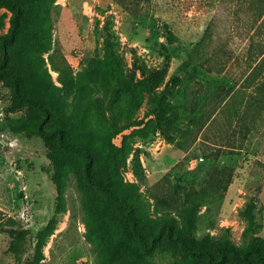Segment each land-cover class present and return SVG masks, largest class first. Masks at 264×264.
I'll use <instances>...</instances> for the list:
<instances>
[{
  "label": "rangeland",
  "instance_id": "rangeland-1",
  "mask_svg": "<svg viewBox=\"0 0 264 264\" xmlns=\"http://www.w3.org/2000/svg\"><path fill=\"white\" fill-rule=\"evenodd\" d=\"M120 1L37 0L9 45L23 89L52 109L44 128L91 150L149 238L167 221L198 247L264 251V75L249 78L247 61L264 15L254 22L250 0ZM11 18L0 4V57ZM42 118L0 79V218L26 230L0 232V264H210L167 239L145 254L85 178V157L39 132Z\"/></svg>",
  "mask_w": 264,
  "mask_h": 264
},
{
  "label": "trees",
  "instance_id": "trees-1",
  "mask_svg": "<svg viewBox=\"0 0 264 264\" xmlns=\"http://www.w3.org/2000/svg\"><path fill=\"white\" fill-rule=\"evenodd\" d=\"M36 1L37 0H0V4L12 12L11 27L8 33L1 38L2 56L0 57V79H3L11 84L13 96L18 102L31 104L42 111L43 118L41 119L39 125V132L42 135L50 137L56 136L59 147L72 149L81 153L85 157V178L91 184L104 192L110 200H112L121 208L127 232L130 231L134 235L140 245L141 250L145 254H149L155 250V248L158 247L164 239H167L169 241L178 243L184 251L193 257H204L210 264H224L229 259L242 264H256L252 259L253 256H256L257 259L264 264V251L257 244L250 245L245 249L239 250L229 243H218L214 247V250H209L204 247H198L194 245L188 240L186 235L176 233L173 229V225L167 221L162 222L158 231L153 232L152 237L149 238L140 225L135 203L129 197H127V195L119 193L117 189L112 186L108 177H100L94 174L93 155L91 150L80 142L71 141L66 138L65 129L62 126H55L49 131L44 128L45 123L51 119L52 109L47 105L45 99L23 89L22 74L15 71L10 66L12 53L9 49V45H12L16 42L19 34L24 29V25L28 21V16L34 9V4ZM255 1L250 0L248 6L251 11L254 10V22L256 21L258 23L262 21L261 18L264 15V0H260L259 4H257V7L253 6ZM120 2L123 3L122 0ZM137 11L139 10L136 9L135 12ZM254 25L255 24L252 22L251 26ZM254 28L257 29V25ZM48 48L49 47H46V49ZM247 61L251 68L248 75L249 78H258L259 75H264V45L262 41H258V43L251 41L250 46L248 47ZM143 73L146 74V71L143 70ZM142 84L148 91H152L148 77L142 80ZM161 109L162 108L156 110V114L160 120ZM160 120L159 124L161 126ZM51 160L55 165L57 164V150L51 156ZM47 172L51 175V178L56 183L58 193L61 195L62 183L60 181L59 174L57 172L51 173L50 168L47 169ZM194 212L195 208L191 209L187 217V221L190 225L193 223ZM0 232H7L12 237H21L26 232V230L23 229L19 221L10 217L6 221L0 218ZM138 258L141 257L139 256ZM25 264L33 263L32 261H28Z\"/></svg>",
  "mask_w": 264,
  "mask_h": 264
}]
</instances>
